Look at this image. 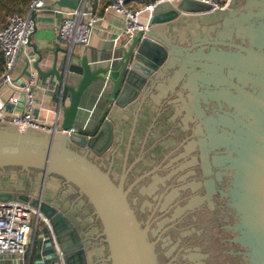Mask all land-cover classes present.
Segmentation results:
<instances>
[{
	"label": "water",
	"instance_id": "1",
	"mask_svg": "<svg viewBox=\"0 0 264 264\" xmlns=\"http://www.w3.org/2000/svg\"><path fill=\"white\" fill-rule=\"evenodd\" d=\"M84 2L57 0L55 8ZM145 23L123 39L116 61L95 65L34 25L27 43L37 57L32 66L39 78H53L69 102L58 104L50 131L0 121V201L32 207L14 186L18 175L63 179L91 205L108 264H159L148 226L129 202L125 166L134 148L157 133L155 125L166 132L169 118L177 134L207 128L210 149L229 159L238 262L264 264V0H230L213 10L193 0L164 2ZM37 35L47 38L44 47L31 42ZM43 51L52 55L47 71L39 67ZM93 102L101 106L93 127L63 132Z\"/></svg>",
	"mask_w": 264,
	"mask_h": 264
},
{
	"label": "flooded vegetation",
	"instance_id": "2",
	"mask_svg": "<svg viewBox=\"0 0 264 264\" xmlns=\"http://www.w3.org/2000/svg\"><path fill=\"white\" fill-rule=\"evenodd\" d=\"M166 125L165 133L155 125L157 133L134 148L125 166V186L132 185L129 202L148 226L158 263L240 264L236 212L229 207L235 169L229 159L221 161V150L210 149L207 128L177 134L169 118ZM14 186L32 205L39 227L49 225L53 237L49 233L47 241H55L62 261L108 264L100 224L72 184L30 171L23 179L18 175Z\"/></svg>",
	"mask_w": 264,
	"mask_h": 264
},
{
	"label": "built area",
	"instance_id": "3",
	"mask_svg": "<svg viewBox=\"0 0 264 264\" xmlns=\"http://www.w3.org/2000/svg\"><path fill=\"white\" fill-rule=\"evenodd\" d=\"M134 0H108L100 8L101 0H90L73 10H68L64 19L55 28L56 34L60 37L68 50L75 45H86L89 35L93 32L95 25L102 20V12L113 11L123 19V27L113 38V43L120 39L132 36L138 30L147 28L146 20L149 13L160 3L177 4L181 0H143L135 7H128ZM209 5L211 9L226 8L230 0H193ZM45 7L44 0H30L24 14L12 13L8 16L5 25L0 28V53L3 59V68L0 80L10 83L9 74L13 70L18 57L27 46L28 38L35 25V14ZM144 17V20L142 19ZM27 80L18 84L12 83L24 93L26 111L21 114H13L9 123H14L19 129L32 126L38 129L48 130L49 128L40 125L32 115L33 89L37 84V74L34 70L29 71ZM63 132L71 134L79 131L71 127ZM34 210L25 203L18 201H0V256H24L33 245H37L42 251L43 245L49 243L54 250L56 260L50 264H63L61 254L54 240L47 241L49 233L52 236L50 227L43 225L39 227L40 220L34 216ZM49 231V232H48ZM36 238L37 242H33ZM53 239V238H52Z\"/></svg>",
	"mask_w": 264,
	"mask_h": 264
},
{
	"label": "crops",
	"instance_id": "4",
	"mask_svg": "<svg viewBox=\"0 0 264 264\" xmlns=\"http://www.w3.org/2000/svg\"><path fill=\"white\" fill-rule=\"evenodd\" d=\"M57 0H44L45 7L39 10L35 16V25L38 31L47 33L54 32V42L57 46L66 49L64 41L58 37L55 28L64 19L67 8H55ZM108 0H101L100 8L107 3ZM143 0H134L128 7H135ZM90 2V0H86ZM26 12V11H25ZM102 20L99 21L93 32L89 35L86 45H75L73 52L81 57L85 56L90 65L104 62L106 60L116 61L118 54L121 52L120 46L123 39L113 43V38L123 27V19L120 15L113 11L102 12ZM144 20V17H142ZM38 38H33L31 42H38L41 47L47 44L45 35H37ZM44 60L39 64L43 71H47L51 67V52L43 51ZM59 57H63L59 53ZM37 59L36 55L30 47L26 46L18 57L13 70L10 72V83H5L0 80V121L9 122L13 114H21L25 112L26 106L24 102V93L21 89L13 87L12 83L21 84L27 80L29 71L35 69L32 63ZM36 72V71H35ZM37 74V73H36ZM96 101V100H95ZM69 95L62 94L58 84L53 78H39L37 75V84L33 89L32 115L33 118L40 124L50 130L53 129L56 120V108L67 106ZM86 109H82L80 119L73 125L77 130L90 129L95 124L98 114L101 111V106L97 102L85 104ZM36 242V241H35ZM56 260L53 248L49 243L43 245L42 251H39L37 245L28 247L26 255L22 256H0V264H50Z\"/></svg>",
	"mask_w": 264,
	"mask_h": 264
},
{
	"label": "trees",
	"instance_id": "5",
	"mask_svg": "<svg viewBox=\"0 0 264 264\" xmlns=\"http://www.w3.org/2000/svg\"><path fill=\"white\" fill-rule=\"evenodd\" d=\"M29 2L30 0H0V28L5 25V19L12 13L24 14ZM2 68L3 59L0 53V76Z\"/></svg>",
	"mask_w": 264,
	"mask_h": 264
},
{
	"label": "bare ground",
	"instance_id": "6",
	"mask_svg": "<svg viewBox=\"0 0 264 264\" xmlns=\"http://www.w3.org/2000/svg\"><path fill=\"white\" fill-rule=\"evenodd\" d=\"M35 241L37 242V239L36 238L33 239V242H35Z\"/></svg>",
	"mask_w": 264,
	"mask_h": 264
},
{
	"label": "rangeland",
	"instance_id": "7",
	"mask_svg": "<svg viewBox=\"0 0 264 264\" xmlns=\"http://www.w3.org/2000/svg\"><path fill=\"white\" fill-rule=\"evenodd\" d=\"M128 5H130V4H128ZM7 18H8V17H7ZM7 18L5 19V22L7 21ZM5 22H4V23H5Z\"/></svg>",
	"mask_w": 264,
	"mask_h": 264
}]
</instances>
